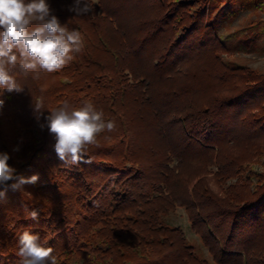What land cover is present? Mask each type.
Returning a JSON list of instances; mask_svg holds the SVG:
<instances>
[{"label":"trees","instance_id":"obj_1","mask_svg":"<svg viewBox=\"0 0 264 264\" xmlns=\"http://www.w3.org/2000/svg\"><path fill=\"white\" fill-rule=\"evenodd\" d=\"M48 2L84 47L59 72L17 73L24 91L4 94L0 152L39 181L0 203V264H19L25 229L57 264H209L167 223L177 208L214 264H264V172L247 169L264 168V108L252 103L264 82L220 62L214 0H89L82 16L68 11L73 0ZM40 97L48 110L88 101L116 130L89 146L88 162L64 164L33 113Z\"/></svg>","mask_w":264,"mask_h":264},{"label":"clouds","instance_id":"obj_2","mask_svg":"<svg viewBox=\"0 0 264 264\" xmlns=\"http://www.w3.org/2000/svg\"><path fill=\"white\" fill-rule=\"evenodd\" d=\"M68 11L77 16L92 11L89 0H73ZM81 33L69 29L54 14L48 0H0V110L4 108V94L21 93L24 87L17 73L38 79L40 73L59 72L83 50ZM33 113L41 130L47 129L55 139L52 145L64 164L78 165L85 160L89 146L97 143L99 135L116 130L114 120H106L102 110L85 101L79 108L64 102L61 106L46 109L43 98L33 99ZM47 111L48 115H44ZM41 117L44 122L40 123ZM23 138H21V143ZM20 151V145L13 148ZM7 152H0V203L7 201L9 188L19 192L25 185L39 181V174L30 177L17 174L9 164ZM9 181H13L9 185ZM38 211L28 212L35 220ZM19 264H57L54 248L45 246L39 234L25 229L18 237Z\"/></svg>","mask_w":264,"mask_h":264},{"label":"rangeland","instance_id":"obj_3","mask_svg":"<svg viewBox=\"0 0 264 264\" xmlns=\"http://www.w3.org/2000/svg\"><path fill=\"white\" fill-rule=\"evenodd\" d=\"M93 1L97 2V0ZM208 11V15L210 14L208 20L213 23L216 36L224 47V51L218 56L220 62L229 68L241 69L238 75L252 73L261 79V83L264 82V0H214V6H210ZM192 57H197V61L206 60L205 55ZM254 99L253 105L257 104L258 107L264 108V100L259 101L260 94L257 93ZM252 109L251 106L247 108V115L259 117L260 111ZM244 155L246 157L243 151L236 153L237 157ZM242 161L245 160L242 159ZM247 169L251 170L249 173L252 174L264 172L260 162L258 164L251 162ZM210 171L215 173L217 169L214 166L210 168ZM248 171L243 172L242 176H248ZM252 182L254 184L257 181L254 179ZM233 183H237L236 177L231 181H225L221 187L224 189ZM166 221L170 226L179 227L183 231L197 257L205 259L209 264H214L197 235L191 231L183 209L177 208L169 214Z\"/></svg>","mask_w":264,"mask_h":264}]
</instances>
